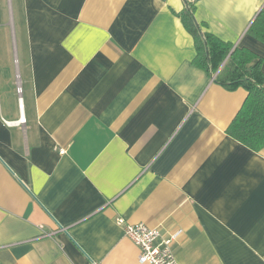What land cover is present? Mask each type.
<instances>
[{
    "label": "crops",
    "instance_id": "crops-1",
    "mask_svg": "<svg viewBox=\"0 0 264 264\" xmlns=\"http://www.w3.org/2000/svg\"><path fill=\"white\" fill-rule=\"evenodd\" d=\"M192 2L264 75V0ZM186 9L0 0V264H140L118 218L177 234L180 264H264V149L227 134L248 92L194 64Z\"/></svg>",
    "mask_w": 264,
    "mask_h": 264
},
{
    "label": "trees",
    "instance_id": "trees-1",
    "mask_svg": "<svg viewBox=\"0 0 264 264\" xmlns=\"http://www.w3.org/2000/svg\"><path fill=\"white\" fill-rule=\"evenodd\" d=\"M186 12L181 19L196 40L197 57L194 64L208 71L215 82L230 90L243 87L248 96L227 129V134L251 150L264 149V88L261 60L251 65L257 56L248 49L235 47L202 30L194 15L195 4L184 0ZM250 34L264 42V8L249 29ZM251 65V66H250Z\"/></svg>",
    "mask_w": 264,
    "mask_h": 264
},
{
    "label": "built area",
    "instance_id": "built-area-1",
    "mask_svg": "<svg viewBox=\"0 0 264 264\" xmlns=\"http://www.w3.org/2000/svg\"><path fill=\"white\" fill-rule=\"evenodd\" d=\"M215 77L212 78L215 81ZM21 93V88H18ZM7 126H17L24 123V119L10 122L4 120ZM65 153V151H61ZM117 223L123 226L126 236L140 250V264H180L172 249L173 243L178 235H172L169 238H162L159 228L150 227L146 224H129L123 218H118ZM88 264H100L98 261L89 258Z\"/></svg>",
    "mask_w": 264,
    "mask_h": 264
}]
</instances>
